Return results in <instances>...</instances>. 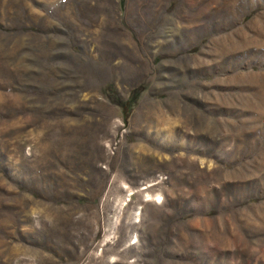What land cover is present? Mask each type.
Wrapping results in <instances>:
<instances>
[{"label": "rangeland", "instance_id": "374dc122", "mask_svg": "<svg viewBox=\"0 0 264 264\" xmlns=\"http://www.w3.org/2000/svg\"><path fill=\"white\" fill-rule=\"evenodd\" d=\"M0 264H264V0H0Z\"/></svg>", "mask_w": 264, "mask_h": 264}, {"label": "bare ground", "instance_id": "6f19581e", "mask_svg": "<svg viewBox=\"0 0 264 264\" xmlns=\"http://www.w3.org/2000/svg\"><path fill=\"white\" fill-rule=\"evenodd\" d=\"M152 197L153 196H151L150 194L148 195V201L149 200H152ZM155 202H157V203H160L161 201H162V197L160 196V195H157V196H155ZM139 218H140V216H139Z\"/></svg>", "mask_w": 264, "mask_h": 264}]
</instances>
